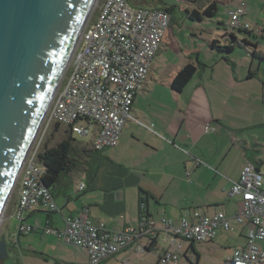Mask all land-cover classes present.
<instances>
[{
	"label": "crops",
	"instance_id": "0c3cea01",
	"mask_svg": "<svg viewBox=\"0 0 264 264\" xmlns=\"http://www.w3.org/2000/svg\"><path fill=\"white\" fill-rule=\"evenodd\" d=\"M130 2L133 6H142L140 0ZM191 6L201 11L192 3ZM154 7L167 8L171 12L165 3ZM243 21L248 23L246 19ZM217 26L222 28L219 24ZM169 27L170 24L167 30ZM171 31L172 35L166 36L165 33L142 88L133 98L131 115L134 120L126 122L118 143L102 152L108 165L102 164L101 160L93 181L80 191L81 198H75L79 190L78 187L75 191L71 188V178L62 175L51 189L59 211L51 212L39 206L28 212L24 219L27 224L37 223L38 228L43 226L39 230L41 236L47 235L43 233L46 226L62 229L64 216L77 215L83 209L92 223H103L108 230L136 228L141 218L142 198L145 214L155 225V242L151 244L149 237L144 235L100 264L137 263L139 254L146 252H153L148 264H161L164 251L171 248L170 236L162 228L163 218L176 223L186 210H196L204 215L222 211L233 216L242 209V201L239 195L229 196L232 181L238 179L246 164L260 167L264 163V132L258 136L251 132L253 128L264 129V115L260 120L246 123V112L240 110L245 101V82L255 73L250 71L244 78L229 56L227 61L211 49H208V58L201 56L202 46L194 42L185 44L181 29L171 28ZM241 34L251 44L248 51L264 57L263 52L256 50L259 40L264 39V29L261 34L251 31ZM261 63L259 60L255 68L258 69ZM187 64L193 65L196 71L181 91H174L171 82L177 71ZM206 125L213 130L206 132ZM251 144L253 148L249 147ZM195 159L201 162L196 164ZM17 187L18 184L6 206L5 214L9 217L18 200ZM245 230V222L232 219L229 230L219 229L214 239L203 243H212L223 249L234 236L241 239L230 248L225 260V264H229L233 248L246 243ZM159 237H162L163 246L158 245ZM57 240L60 246L62 242ZM180 240L184 239L175 237L181 255L186 257L191 250L198 262L200 256L194 244L191 248L189 241L188 245H183ZM137 245L147 249L138 252Z\"/></svg>",
	"mask_w": 264,
	"mask_h": 264
},
{
	"label": "built area",
	"instance_id": "2783aa9c",
	"mask_svg": "<svg viewBox=\"0 0 264 264\" xmlns=\"http://www.w3.org/2000/svg\"><path fill=\"white\" fill-rule=\"evenodd\" d=\"M96 7L80 33L50 100L43 133L58 123L69 129L72 137L87 138L92 149L102 150L114 147L126 122L134 120L133 98L148 75L170 24V14L161 8L133 6L130 0H97ZM246 13L245 1L230 12V21L222 25L219 38L222 44L232 38L243 44L242 31L262 33L242 20ZM211 130L210 125L205 126L206 132ZM40 143L41 140L30 148L16 180L18 200L11 217L16 220L17 235L40 230L36 224L24 222L28 212L39 206L51 212L59 211L51 190L42 183L45 168L37 160ZM200 162L195 159L196 164ZM85 187L81 182L78 190ZM228 194L239 195L242 201V209L233 216L222 211L209 216L194 210L184 211L176 223L162 219L171 248L164 251L161 264H178L181 251L175 237L189 242H208L219 229L229 230L232 219L245 222L246 243L233 248L229 264H264V247L254 244L256 240L264 241V163L260 167L246 164L238 179L232 181ZM63 222L62 229L46 226L43 233L82 248L88 264H100L140 237L147 235L151 242L156 235L151 219H140L136 228L111 231L103 223H92L86 209L77 215L64 216ZM135 249L142 252L145 248L137 245Z\"/></svg>",
	"mask_w": 264,
	"mask_h": 264
},
{
	"label": "water",
	"instance_id": "95a60500",
	"mask_svg": "<svg viewBox=\"0 0 264 264\" xmlns=\"http://www.w3.org/2000/svg\"><path fill=\"white\" fill-rule=\"evenodd\" d=\"M94 1L0 0V218Z\"/></svg>",
	"mask_w": 264,
	"mask_h": 264
},
{
	"label": "rangeland",
	"instance_id": "374dc122",
	"mask_svg": "<svg viewBox=\"0 0 264 264\" xmlns=\"http://www.w3.org/2000/svg\"><path fill=\"white\" fill-rule=\"evenodd\" d=\"M238 1H245L247 13L243 19L248 21L252 29H264V0H230L229 3H226L225 0H215L217 5L216 15L213 18L203 17L201 20H192L189 18L187 11H191L192 6L188 0H140L139 3L144 7H154L162 3L167 4V6L171 9V12L169 13L170 27L167 30V33L165 32L167 34L166 36L172 35L173 32L171 31V28L175 30L181 29L183 42L189 45L194 42L196 45L202 46L203 52L201 53V56L208 58V49L210 48L207 41L215 37V35H220L222 28L217 26V22L228 23L230 21V12L237 7ZM199 2H202V0H199ZM96 9L97 7L95 5L94 8L91 9L89 17L91 14L96 12ZM258 44L259 45L256 49L257 52L264 53V39L259 40ZM228 56L230 57L229 60L235 64L236 69L244 75V78H247L250 71L251 73H255L253 78H250V80L245 82V86L247 87L244 97L245 101L240 110L243 113L246 112L245 118L250 120H247L246 123L252 122L253 120H260V118H262L264 115V99L262 98V92L264 93V61H262L259 68L256 69L255 67L259 62V59L255 58L254 62L250 63L253 58H251L246 53V51L240 47H236ZM44 116L45 114L43 115L30 148L32 146L34 147L40 140H43V138L49 142L50 145H53L56 142V139H53L54 135L50 134L54 129L53 124L47 129L45 133H43ZM65 128V126L60 127L61 130ZM251 132L253 135L258 136L264 132V129L262 127L253 128L251 129ZM73 138L80 147L86 149L89 152L85 157L87 161L83 162V165L81 163L80 166L71 173L63 175L64 177L67 175L71 178V181L73 182L71 188L75 191L81 182H83L87 187V184H89L90 181L92 182L93 177L96 176L99 165L101 164V160L102 164L108 165L105 164L108 159L103 160L104 155L102 154V152L105 151L104 149L107 148H104L101 151H95L90 146L87 138H81L76 135H74ZM249 147L253 148L254 146L251 144ZM116 167L122 168L118 165H116ZM108 168L109 166L107 169ZM17 184L15 183V185ZM13 193L14 188L8 198L7 204ZM76 195L78 196L75 198H78L79 196V198L82 197V193L80 191H77ZM6 206L0 218V237L2 236L3 231L5 242L11 247V250L8 253V257L3 259L0 264H88L86 254L81 248H75L76 246L73 247L62 243H59L60 246H58V240L54 235L50 236L51 234H47L41 236L39 233L40 231H32L27 234H21L17 238L15 230L16 220L13 217H9L5 214ZM41 214L44 215L43 213ZM41 227L43 228V226ZM41 227L40 229H42ZM238 241H241V239H238L237 236H234L233 238L229 239V242L225 244L223 249L216 247L212 243L194 242V248L200 256L199 261L197 262L195 260V254L191 250H188L186 257L181 255L178 262L179 264H225L226 257L230 253V248ZM180 242H182L183 245H188V241L180 240ZM215 243L219 242L215 241ZM254 244L264 247V241L256 240ZM158 245H164L162 237H159ZM152 257L153 252H146L143 254L140 253L137 257V263L128 261L127 264H148V259Z\"/></svg>",
	"mask_w": 264,
	"mask_h": 264
},
{
	"label": "trees",
	"instance_id": "16d2710c",
	"mask_svg": "<svg viewBox=\"0 0 264 264\" xmlns=\"http://www.w3.org/2000/svg\"><path fill=\"white\" fill-rule=\"evenodd\" d=\"M189 1L192 4L196 5L199 10H201L198 11L196 9H192L191 11H187L189 18L192 20H201L203 17L213 18L217 13V5L215 0H202V2H199V0ZM165 10L170 13L169 9L166 8ZM217 24H219L220 26L223 25V23L219 22ZM262 31L263 29L261 30V32ZM244 32L247 31H242V33ZM219 38H221V36H219L218 38H213L211 41H209V48L227 61H229L228 55L236 47L243 48L248 54H250L251 57L257 58L261 62L264 60V57L257 56L253 51L251 53L248 51V48L251 46V44L248 42V39H246V37L242 40L243 44L237 43V41H235V39L233 38L229 43L222 44V41ZM195 71L196 68L191 64H187L183 68L179 69L171 82V88L177 92L181 91L189 81V79L193 76ZM53 125L54 129L50 134L54 135L53 139H56L55 144L50 145L49 142H47L43 138L37 152V160L45 168V174L42 183L50 190L55 187L62 175L71 173L73 170L78 168L81 163L83 165V162L87 161L85 157L89 153L86 149L80 147L78 143H76V140L72 137L69 129L65 128L61 130V125H59L58 123H55ZM141 192L146 194V192L143 190H141ZM140 206V219H149L145 214L147 213V211L142 198L140 200ZM154 242L155 239H152L151 244H153ZM193 244L194 242L191 241V248Z\"/></svg>",
	"mask_w": 264,
	"mask_h": 264
},
{
	"label": "bare ground",
	"instance_id": "6f19581e",
	"mask_svg": "<svg viewBox=\"0 0 264 264\" xmlns=\"http://www.w3.org/2000/svg\"><path fill=\"white\" fill-rule=\"evenodd\" d=\"M95 5H96V0L94 1V3H93V5H92L91 9L94 8ZM91 9H90V11H91ZM90 11H89V13H90ZM88 16H89V14H88Z\"/></svg>",
	"mask_w": 264,
	"mask_h": 264
},
{
	"label": "flooded vegetation",
	"instance_id": "af4514ba",
	"mask_svg": "<svg viewBox=\"0 0 264 264\" xmlns=\"http://www.w3.org/2000/svg\"><path fill=\"white\" fill-rule=\"evenodd\" d=\"M7 250H8V253L9 251L11 250V247L9 245H7ZM1 262V261H0Z\"/></svg>",
	"mask_w": 264,
	"mask_h": 264
}]
</instances>
